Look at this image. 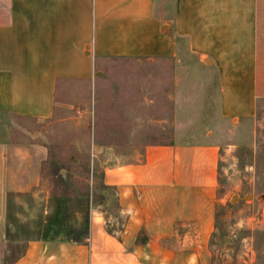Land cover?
Returning a JSON list of instances; mask_svg holds the SVG:
<instances>
[{
    "label": "crops",
    "instance_id": "1",
    "mask_svg": "<svg viewBox=\"0 0 264 264\" xmlns=\"http://www.w3.org/2000/svg\"><path fill=\"white\" fill-rule=\"evenodd\" d=\"M112 61L139 68L112 84ZM66 82L88 95L94 161L115 156L102 181L117 215L58 195L41 148L9 131L50 120ZM262 102L264 0H0V264H214L222 152Z\"/></svg>",
    "mask_w": 264,
    "mask_h": 264
},
{
    "label": "rangeland",
    "instance_id": "2",
    "mask_svg": "<svg viewBox=\"0 0 264 264\" xmlns=\"http://www.w3.org/2000/svg\"><path fill=\"white\" fill-rule=\"evenodd\" d=\"M109 67L116 70L115 74L108 75V81L113 84L129 78L130 67L139 68V64L112 61ZM80 91L79 84L64 83L55 114L50 120L37 122L12 116L7 120L8 128L18 145L29 149L41 148V157L45 158L42 173L54 185L58 195L64 187L56 183L55 166L61 168L69 195H92L94 204L104 203L110 217L118 214L116 193L105 187L102 178L104 167L115 156L108 153L94 161L90 127L92 113L91 108L88 111L87 106H81L88 95L82 96ZM70 103H75V106H70ZM251 128V135L247 130L234 133L233 141L222 152L216 226L210 242L214 264H264V102L259 104ZM154 130L156 141L170 140L169 135ZM137 141L142 143L149 139ZM119 157L131 160L136 156ZM82 206L84 203L81 201L72 202L60 211L57 205V217L67 221L65 224L70 223L75 217L72 214ZM65 231L63 229L66 235ZM23 246L22 243L9 244L2 261L11 262L21 253Z\"/></svg>",
    "mask_w": 264,
    "mask_h": 264
},
{
    "label": "trees",
    "instance_id": "3",
    "mask_svg": "<svg viewBox=\"0 0 264 264\" xmlns=\"http://www.w3.org/2000/svg\"><path fill=\"white\" fill-rule=\"evenodd\" d=\"M96 141L99 143H111L112 142L111 139L99 140L98 138H96ZM116 141H118V140H116ZM60 169H61L60 167L55 166V170L53 173H54V176L56 177V183H58V185H61L62 187H64V190L60 193V195L68 196L69 192L65 189V187H67L68 185L65 182V178H64L63 174L60 173ZM105 187L111 188L107 185H105ZM111 189H113V188H111ZM82 233L84 234V232H82ZM80 235H81V233L78 236H80Z\"/></svg>",
    "mask_w": 264,
    "mask_h": 264
}]
</instances>
